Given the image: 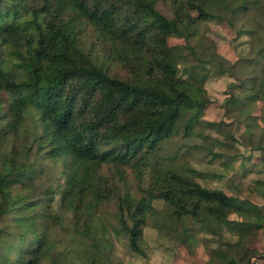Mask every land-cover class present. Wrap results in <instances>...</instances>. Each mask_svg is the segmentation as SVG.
Masks as SVG:
<instances>
[{"label":"trees","instance_id":"obj_1","mask_svg":"<svg viewBox=\"0 0 264 264\" xmlns=\"http://www.w3.org/2000/svg\"><path fill=\"white\" fill-rule=\"evenodd\" d=\"M166 1L172 16L154 6ZM194 1L0 0V264H124L113 254L109 219L127 232L122 244L142 255L143 229L159 199L167 206L152 222L160 236L180 244L194 243L200 232L217 236L202 243L216 264H249L264 255L255 247L264 207L250 199L253 193L264 198V173H256L253 186L240 187L243 198L203 187L193 168L171 162L166 169L160 162L164 146L183 130L188 137L211 104L203 86L208 72L196 71L206 64L238 81L232 86L240 95L232 91L227 104L245 128L243 144L264 150V129L253 116L257 103L264 107V0H202L198 9L258 48L256 58L237 63L201 35V17L186 15ZM87 27L104 47L103 63L77 38ZM172 38L185 46H171ZM109 60L126 77L110 74ZM188 111L194 116L185 121ZM19 134L25 138L17 147ZM224 142L214 139L219 150ZM35 156L63 162L59 175L69 190L59 207L53 205L59 182L36 184L44 173ZM129 168L138 180L135 192ZM236 213L250 222L230 220ZM229 233L237 240H228ZM235 243L237 254L230 256L225 249Z\"/></svg>","mask_w":264,"mask_h":264},{"label":"rangeland","instance_id":"obj_2","mask_svg":"<svg viewBox=\"0 0 264 264\" xmlns=\"http://www.w3.org/2000/svg\"><path fill=\"white\" fill-rule=\"evenodd\" d=\"M202 4V0H195L187 8L186 15L193 18L201 17L199 31L201 35L212 40L215 44L216 53L231 63L239 62L242 57L256 58L258 48L252 44L250 38L239 35L238 29L232 28L228 22L205 20V16H200L198 10ZM154 6L164 14L172 16L173 7L171 2H158ZM77 38L87 51L93 53V50H96L95 54L99 63L104 62L106 58L104 47L99 43L92 28L87 27L83 30V33L77 34ZM197 41L198 38H195L193 42L196 43ZM169 43L171 46L179 47H184L186 44L185 40L180 38H172ZM8 52L9 49H6V54ZM203 62L206 64L205 61ZM105 68L115 76L126 77L127 75L126 69L112 60L107 61ZM196 71L201 75L208 72L203 81V86L211 99V104L199 116L192 131L188 133V135L190 134L188 137L185 136L183 130L181 134L176 135L164 146L160 160L163 164L162 168L167 169L168 164L171 162L177 168H193L197 172L196 181L203 187L222 189L230 195L234 194L237 197L244 198L247 195L241 192L240 187L253 186V180L259 178L256 173H264V150L254 151L252 147L243 144L241 134H244L245 128L239 127L238 121L234 119L233 112L229 108L230 105L227 104L228 100L231 99L232 91L240 95L239 90L232 86L238 84V81L233 79L229 73L209 64L199 67ZM179 75L188 77V74L182 68H179ZM199 79L202 81L201 78ZM193 116L194 112L188 111L182 117L185 121H189ZM253 116L257 117V124L260 128L264 129V107L262 102L257 103ZM210 124L224 125L215 127ZM230 136L235 137L237 140H230ZM24 138L23 135L19 134V138L15 139L16 143L14 142V144L20 147ZM214 139L225 141L224 143H227V146L223 150H219L220 148L214 144ZM200 146L205 147V149H201ZM212 149L215 155L224 151L225 156L222 158L214 157V154L211 153ZM235 155L236 158L233 159ZM173 158L175 160H172ZM32 160L38 173H44L37 178V185L46 184V186H49L52 182H59V194L53 202L55 207H59L62 193L69 190L68 180L59 175L63 171V162L44 160L41 156H35ZM134 173L131 168L126 171L127 180L133 192L137 190L138 185ZM245 173H249V175L246 176ZM111 175L113 180L118 183V177L114 171ZM230 178H234L235 183H230ZM33 190H35L34 187ZM250 199L264 207V198L259 194L253 193ZM114 209L115 206L111 204V211H114ZM166 210L167 206L162 199L153 202L149 213L151 222L143 229L142 248L144 254L142 255L132 253L125 244H122L129 237L127 232L121 229L117 222L109 219L107 223L111 235L109 240L115 258L124 264H209V256L202 245L204 240L209 238L205 233H197L194 243L185 242L180 244V240H169V238L160 236L158 231L154 229L152 222L154 223L162 218ZM233 237L237 240L234 234L233 236L230 233L227 235L228 240H232ZM209 239L217 240L218 238L214 236ZM260 240L258 234V242L255 247L258 253L264 254V246L261 251L258 249V245L261 244ZM236 243L227 247L228 250L234 253L232 256L237 254ZM227 254L229 255L228 252ZM253 264H264V261L254 260Z\"/></svg>","mask_w":264,"mask_h":264},{"label":"crops","instance_id":"obj_3","mask_svg":"<svg viewBox=\"0 0 264 264\" xmlns=\"http://www.w3.org/2000/svg\"><path fill=\"white\" fill-rule=\"evenodd\" d=\"M230 220L232 221H237V222H244V223H249L250 219L249 216L246 213H236L230 216ZM259 238L260 240V245H258V249L261 251L262 247L264 246V230L259 232ZM229 253V255H234V253H232L230 250L227 249V251ZM209 264H216L214 262H212L211 260H209Z\"/></svg>","mask_w":264,"mask_h":264},{"label":"water","instance_id":"obj_4","mask_svg":"<svg viewBox=\"0 0 264 264\" xmlns=\"http://www.w3.org/2000/svg\"><path fill=\"white\" fill-rule=\"evenodd\" d=\"M255 261H260V260H264V255H261V256H258L256 258H254ZM254 260H251L249 264H253V261Z\"/></svg>","mask_w":264,"mask_h":264}]
</instances>
